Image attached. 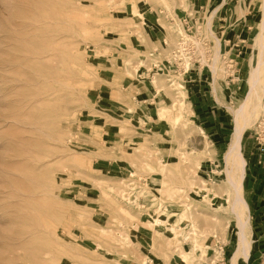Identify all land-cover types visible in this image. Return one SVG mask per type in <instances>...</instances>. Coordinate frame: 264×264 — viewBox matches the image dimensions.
Returning <instances> with one entry per match:
<instances>
[{"label":"rangeland","instance_id":"374dc122","mask_svg":"<svg viewBox=\"0 0 264 264\" xmlns=\"http://www.w3.org/2000/svg\"><path fill=\"white\" fill-rule=\"evenodd\" d=\"M177 6L175 0H0V264L232 263L238 227L233 196L224 188L227 169L237 179L243 170L228 165V151L252 66L264 59L255 42L264 0L257 1L259 22L249 30L252 41L244 43L247 53L238 68L230 52L234 37L223 50L217 18L210 29L206 14L195 17V36L180 21L165 22L171 34L168 44L152 42L145 9L164 16ZM250 8L240 12L238 7L234 21ZM47 15L49 23L42 19ZM179 24L192 36L187 43L194 41L198 50L190 70L201 72L195 116L185 87L189 73L160 65L164 58L175 63L182 38ZM47 28L52 34L44 38ZM245 34L241 31V38ZM48 44L51 60H37ZM218 48L221 58L214 72ZM181 52L175 58L183 57L188 69L189 56L185 49ZM113 75L119 83L113 85L111 98L119 107H102L95 100L97 89L102 82L111 83ZM175 76L185 97L173 84ZM260 81L264 103V69ZM140 86L147 87L150 101L140 97L146 91L139 92ZM162 90L164 99L158 100ZM180 98L183 102L176 101ZM138 101L147 107L156 104L155 117L146 107L142 117ZM159 105L169 107L167 117H159ZM250 111L241 123L246 163L247 141L264 153V112L251 116ZM169 115L181 119L174 125ZM154 118L159 127H144L148 120L153 126ZM110 160L119 162L122 170L107 174V165L99 168ZM147 165L155 169L149 171ZM242 183L244 196V178ZM206 187L217 192L216 197L210 194L213 202L204 199L207 191H199ZM245 200L252 255L240 258L239 264H264V234L258 232ZM158 210L169 221L153 227L151 217H157ZM206 233V256L198 250L195 259L181 262L179 252L191 251L194 237Z\"/></svg>","mask_w":264,"mask_h":264},{"label":"crops","instance_id":"0c3cea01","mask_svg":"<svg viewBox=\"0 0 264 264\" xmlns=\"http://www.w3.org/2000/svg\"><path fill=\"white\" fill-rule=\"evenodd\" d=\"M175 1L178 6L172 10L173 12L165 10L164 16L162 15L163 12L160 11V14L159 13L157 14V12L153 10V8L145 9L146 17L150 20L149 22H147V25H149L150 32L152 33L150 36L152 38V42L155 44H161V45L168 44L167 38H169L171 34L166 29L165 22H169L170 24H172L170 21L171 15L174 17H177L181 21L184 18H189L190 19L189 23L195 24V17H197L198 15L200 14L205 15L206 12L211 9L212 10L218 9L214 16L215 17L214 19L217 18L215 22L217 25L215 27L218 28L219 33H220L221 47L223 50H227L229 44L232 41L231 39L234 37L233 38L234 45L230 46V52L232 55L235 56L236 58L235 65H236V68H238V65L240 64L241 59L247 53L246 51L247 47L245 46L244 43H247V41L249 42L252 41L253 35H250L249 30H252L253 28H255V24L259 22V15H258L259 11L256 8L257 1L259 2V0H254L252 6H251V3L248 4V0H175ZM237 2L238 4H236ZM239 6H242L243 9H244V6L246 8H248V6L251 8L247 12L245 11V14L243 16H241L240 14L241 17L237 19V21H234L235 20V10L237 11ZM141 10L143 9L141 8ZM239 10H240V7H239ZM255 11H257V13H255ZM241 31L246 33L245 35L247 36H245V38H241L242 37ZM155 55L158 56V54H155ZM155 55L153 56L157 57ZM167 60H168L167 58H164L160 62V65H163V66L165 65L167 67V64H166ZM153 68L156 69L155 66ZM236 70L237 71H235V75H238V69ZM200 73L201 72L195 73V71H191L189 72V74L187 75L185 79V87L187 89L188 97L191 101V105L194 109V116H195V111H196L195 102H199L200 100L199 93L197 92L198 91L197 88L199 87L198 86L199 85L198 75H200ZM114 77L115 75L111 77L110 79L111 83L102 82L99 88L97 89L95 100L102 107H107V108L119 107L118 103L113 102L111 98V92L114 88L113 85L119 83V82L114 81L115 79ZM148 78H150V76H148ZM123 81H125V79H123L122 82ZM232 81L234 80L232 79ZM131 82L132 81L128 83L130 84ZM123 86H126V85L123 84ZM144 88L146 89V91L142 92L140 97L143 96L144 100L147 102L151 100V95L147 91L148 90L147 87L140 86L139 92H141V90H144ZM237 89H240V86H238ZM163 93L164 91L160 93V97L158 100L164 99ZM235 97L236 96H234V98ZM137 99L138 98H136V100ZM137 104H138L137 111L142 112L141 113L142 117L145 116V113H144L145 111L143 110L144 107H146L147 109L149 108V111L152 117H155L156 110H157L156 104H153L149 107H147V105H145L144 103H140V101H138ZM159 107L160 105L158 106V108ZM206 120L207 118L202 119L200 122H205ZM151 123H152V120H148L146 124L144 125V127L149 126L147 128H152L154 126H158L157 120L156 122H153L152 124L153 126H151ZM138 128H142V127L138 126ZM159 131L161 132L160 128H159ZM111 133L114 134L113 131ZM246 149L249 151V156H248L249 161L248 163H246V167H245L244 196L246 199L249 200L251 204L250 207H252L253 209V212H254L253 219H254L255 226L258 229V232L261 234H264V220H263V217H264V153L261 154L258 146H253L251 141H247ZM161 150H164V149H161ZM105 165H107L108 167L107 174L120 172L122 170V165L119 164V162H117L116 160L101 162L100 165L98 166L99 168H102ZM83 192H84V188H82V191H81L82 194L80 195H83ZM257 247L259 248V245ZM254 251H257V249ZM251 255L252 254H250V257Z\"/></svg>","mask_w":264,"mask_h":264},{"label":"bare ground","instance_id":"6f19581e","mask_svg":"<svg viewBox=\"0 0 264 264\" xmlns=\"http://www.w3.org/2000/svg\"><path fill=\"white\" fill-rule=\"evenodd\" d=\"M239 7H240V10L243 11V7L242 6H239ZM217 10H212V9L209 10L206 13V16L204 18L205 21H206L207 26L210 29H211L212 24L214 22V18H215L214 16H215ZM142 14L143 13H141L140 11H138V13H137V15H139V16H141ZM42 19H44L46 23H49L48 20H50L51 17L49 15H47V16H43ZM170 21H171V23H175L176 21H180L183 24V22L180 19H178L177 17H174L172 15L170 17ZM192 25L194 26V23ZM178 26H179L180 35H182V38H181V40L179 42L178 48L174 52V54H175L174 56L178 57L179 54L182 53L181 50L185 49V51L187 52V55L189 56V59H190V54L191 53H190L189 45H191L192 43L195 45V42L194 41H189L187 43L188 39L191 38L192 36H190L189 34H187L184 31V29H183L181 24H179ZM183 26H184V24H183ZM260 30H261V32L256 36L255 42H256V45L260 46V48L264 51V7H263V18H262V23H261V29ZM51 34H52V31L50 30V28H47L45 30V32L42 34V37L45 38V37L50 36ZM193 35L195 36V33ZM216 42H217L218 47H220V42H219L218 38H216ZM50 52H51V45L48 44L47 48H45V49H43V50H41L40 52L37 53V57H36L37 60H40V59H43V58H49L48 61H50L51 60ZM175 57H174L175 63L183 64V62H184V58L183 57H179V59H177ZM220 58H221L220 49L218 48V50L216 52L215 61H214L213 65H212V69L214 70V72H216V70H217L216 63L220 60ZM181 60L183 62H181ZM229 61H232V59L229 58ZM185 66H188V65H185ZM263 69H264V59L259 60L255 65L252 66V69H251V72H250V76H249V81H248L249 90L247 92V95H246L245 99L243 100V103L240 104V107L236 110V116L235 117H236L237 125H236V129H235V133H234L233 142H232V144H231V146L229 148V151H228V165H231V164L233 166L236 165L237 169L243 170L242 177L240 179H237L236 176H234L232 174L231 168L227 169V173L226 174L228 176V180L225 182V188H224L225 189V194L228 195V197L229 196H233V201L231 203V209L236 214V221H237V227H238V237H239V239H238L239 240V244H238V247L233 252L232 259H231L232 260L231 264H239L240 258L243 257L245 259H248L250 257L251 239L249 238L248 230H247L249 224H248V221L246 220V217H245V211L248 209V204H247V202H246V200H245V198L243 196V193H242V189H243L242 179L244 178V174H245L244 169H245V165H246V160L243 157V154H242V151H241V148H240L241 139H242L243 133L245 131V125L241 124V123H242V121H247V116L246 115H247V110L248 109H251V111H250L251 116L254 115V114L260 113V112H264L263 98L260 97V95H259L260 94L259 88H260V84H261L260 79H261V73H262ZM37 71L41 72V68L38 67ZM162 71H163V69H162ZM47 74L48 73H46L44 75H47ZM154 82H155L154 84L157 85L156 77H155V81ZM173 84L177 85L178 93L180 95H182L183 97H185L186 96V92L184 90V86H183L182 82L180 81V77L179 76H175V78L173 79ZM261 91L262 92L264 91V87H261ZM45 93L48 94V91H46ZM256 98H259L260 100L257 102ZM176 101L183 102V98H180V99H178ZM168 111H169V107L168 106H160L158 108L159 117L161 119L164 118ZM180 119H181V115H178L176 117H171L170 116V118H168V120L173 122L174 125H176L180 121ZM182 154H185V153H182ZM202 166H203V164H201L200 168H202ZM166 167H167V165H164L161 168V170L162 171H166L167 170ZM147 168L150 169L149 171L155 169V167H152L151 165H147ZM189 183H190V187H192L195 190L196 184H194L193 179L190 180ZM232 187H234V188H232ZM201 190H205V192L206 191L208 192V194L205 193V195H203V197H204V199L208 198V200L210 202H213L210 194H213L214 197L217 196V192L214 189L210 188V187H206V189H199V191H201ZM197 191H198V189H197ZM214 197H213V199H214ZM189 208H190V204L187 205L186 212L189 210ZM186 214L187 213H183L182 217L186 218L187 217ZM151 218H152L151 224H152L153 227L155 225H157V224L160 225L161 222H168L169 221L168 217L163 219V214L160 213L159 210L157 211V217H151ZM192 226H193L192 229H193V231L195 233V225H192ZM172 229L174 230V232L176 234H178V229L176 230V228H174V227H172ZM154 230L157 232L156 228H154ZM124 234H126V233H124ZM208 239H209L208 233L204 234L201 237H194L193 244H192V246H193L192 250L191 251L183 250V251L179 252V256L181 258V262L189 263L190 262L189 261L190 256H192L195 259L196 256H197L195 254V252L198 251V250L202 251V257L204 255L206 256V254H207L206 249L210 247V245L208 244V241H207ZM126 240H128V239H126ZM179 243H181V241H179V240L175 241V244H179Z\"/></svg>","mask_w":264,"mask_h":264},{"label":"built area","instance_id":"2783aa9c","mask_svg":"<svg viewBox=\"0 0 264 264\" xmlns=\"http://www.w3.org/2000/svg\"><path fill=\"white\" fill-rule=\"evenodd\" d=\"M189 21H190L189 18L182 19V22H183L187 32H189L190 34H194L195 33L194 32L195 28H194V26L192 24L189 23ZM195 48L196 47H195V45L193 43L191 45H189V49H190V53L191 54H190V67L188 69H186L183 64L172 63L170 60L166 61L167 67L164 65L163 66L164 69H168L169 70V68H172V69L173 68H175V69L179 68V69L183 70V73H189L190 70L193 69V65L191 63L192 58L194 57L195 53L198 52L197 48L196 49ZM181 62H183V61L181 60Z\"/></svg>","mask_w":264,"mask_h":264}]
</instances>
